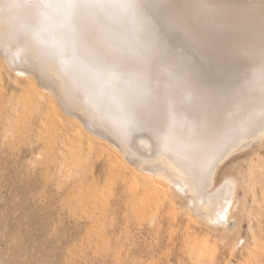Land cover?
Returning a JSON list of instances; mask_svg holds the SVG:
<instances>
[{
  "label": "bare ground",
  "instance_id": "obj_1",
  "mask_svg": "<svg viewBox=\"0 0 264 264\" xmlns=\"http://www.w3.org/2000/svg\"><path fill=\"white\" fill-rule=\"evenodd\" d=\"M0 51L16 76L32 68L69 110L114 131L123 163L177 179L190 202L210 198L226 137L253 120L264 129V0H0Z\"/></svg>",
  "mask_w": 264,
  "mask_h": 264
},
{
  "label": "rangeland",
  "instance_id": "obj_2",
  "mask_svg": "<svg viewBox=\"0 0 264 264\" xmlns=\"http://www.w3.org/2000/svg\"><path fill=\"white\" fill-rule=\"evenodd\" d=\"M24 76L0 55V264H264V129L254 120L222 143L203 204L232 210L217 219L177 179L136 173L114 131L69 110L32 68ZM243 136L249 145L234 152ZM150 175L167 179L154 180L161 190Z\"/></svg>",
  "mask_w": 264,
  "mask_h": 264
},
{
  "label": "snow or ice",
  "instance_id": "obj_3",
  "mask_svg": "<svg viewBox=\"0 0 264 264\" xmlns=\"http://www.w3.org/2000/svg\"><path fill=\"white\" fill-rule=\"evenodd\" d=\"M210 177H211V171H209L208 177H206V178H210Z\"/></svg>",
  "mask_w": 264,
  "mask_h": 264
}]
</instances>
